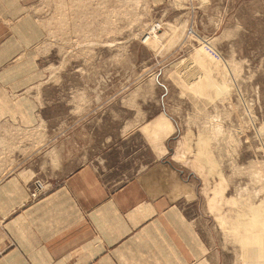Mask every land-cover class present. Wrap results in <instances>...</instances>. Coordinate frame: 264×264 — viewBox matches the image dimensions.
Segmentation results:
<instances>
[{
    "label": "rangeland",
    "instance_id": "374dc122",
    "mask_svg": "<svg viewBox=\"0 0 264 264\" xmlns=\"http://www.w3.org/2000/svg\"><path fill=\"white\" fill-rule=\"evenodd\" d=\"M35 13L51 121L22 131L26 160L53 170L78 144L117 141L170 172L208 248L191 264H264V0H45Z\"/></svg>",
    "mask_w": 264,
    "mask_h": 264
},
{
    "label": "crops",
    "instance_id": "0c3cea01",
    "mask_svg": "<svg viewBox=\"0 0 264 264\" xmlns=\"http://www.w3.org/2000/svg\"><path fill=\"white\" fill-rule=\"evenodd\" d=\"M43 2L0 0V264H191L205 257L180 197L167 189L170 172L143 169L136 150L125 153L117 141L78 144L73 159L80 162L72 166L71 156L53 170L42 163L45 154L26 160L22 131L43 136L40 125L51 121L36 56L48 35L47 20L35 13ZM34 177L49 186L30 202Z\"/></svg>",
    "mask_w": 264,
    "mask_h": 264
},
{
    "label": "built area",
    "instance_id": "2783aa9c",
    "mask_svg": "<svg viewBox=\"0 0 264 264\" xmlns=\"http://www.w3.org/2000/svg\"><path fill=\"white\" fill-rule=\"evenodd\" d=\"M149 29L152 32H156L157 29H160L162 26L160 23H153L150 25ZM148 30V31H149ZM148 33V32H147ZM49 184L47 181L42 180L41 178H35L28 181L27 190L29 201H37L44 194L45 190L48 188Z\"/></svg>",
    "mask_w": 264,
    "mask_h": 264
}]
</instances>
